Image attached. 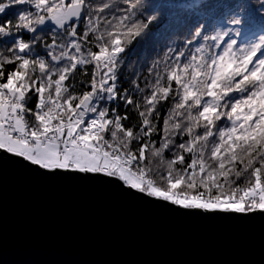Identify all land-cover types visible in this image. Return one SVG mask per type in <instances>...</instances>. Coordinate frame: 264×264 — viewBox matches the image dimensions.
Returning a JSON list of instances; mask_svg holds the SVG:
<instances>
[{
  "label": "snow or ice",
  "instance_id": "1",
  "mask_svg": "<svg viewBox=\"0 0 264 264\" xmlns=\"http://www.w3.org/2000/svg\"><path fill=\"white\" fill-rule=\"evenodd\" d=\"M162 40L143 79L124 71ZM0 149L264 211V0H0Z\"/></svg>",
  "mask_w": 264,
  "mask_h": 264
},
{
  "label": "water",
  "instance_id": "2",
  "mask_svg": "<svg viewBox=\"0 0 264 264\" xmlns=\"http://www.w3.org/2000/svg\"><path fill=\"white\" fill-rule=\"evenodd\" d=\"M0 264H264V211L186 209L0 149Z\"/></svg>",
  "mask_w": 264,
  "mask_h": 264
},
{
  "label": "trees",
  "instance_id": "3",
  "mask_svg": "<svg viewBox=\"0 0 264 264\" xmlns=\"http://www.w3.org/2000/svg\"><path fill=\"white\" fill-rule=\"evenodd\" d=\"M252 2L258 5L259 0H252ZM170 44H171L170 41L162 40L161 43L157 46L156 51L150 52L146 58H143L139 63L135 64L133 68L131 69L125 68L124 71L128 72L129 75L135 72H139L141 74V79H143V75L147 74L146 69L148 65L151 63V61L153 59L158 58V56H162L164 51H166V47Z\"/></svg>",
  "mask_w": 264,
  "mask_h": 264
},
{
  "label": "bare ground",
  "instance_id": "4",
  "mask_svg": "<svg viewBox=\"0 0 264 264\" xmlns=\"http://www.w3.org/2000/svg\"><path fill=\"white\" fill-rule=\"evenodd\" d=\"M39 166V165H38Z\"/></svg>",
  "mask_w": 264,
  "mask_h": 264
}]
</instances>
